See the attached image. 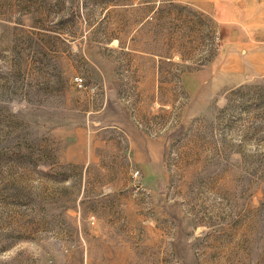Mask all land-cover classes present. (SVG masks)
Wrapping results in <instances>:
<instances>
[{
  "label": "rangeland",
  "instance_id": "374dc122",
  "mask_svg": "<svg viewBox=\"0 0 264 264\" xmlns=\"http://www.w3.org/2000/svg\"><path fill=\"white\" fill-rule=\"evenodd\" d=\"M0 264H264V0H0Z\"/></svg>",
  "mask_w": 264,
  "mask_h": 264
},
{
  "label": "built area",
  "instance_id": "2783aa9c",
  "mask_svg": "<svg viewBox=\"0 0 264 264\" xmlns=\"http://www.w3.org/2000/svg\"><path fill=\"white\" fill-rule=\"evenodd\" d=\"M76 83L81 86L82 85V79L81 78H77L76 79Z\"/></svg>",
  "mask_w": 264,
  "mask_h": 264
}]
</instances>
